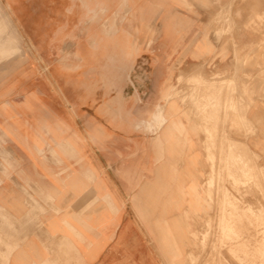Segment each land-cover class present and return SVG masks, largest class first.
I'll return each instance as SVG.
<instances>
[{
  "label": "crops",
  "instance_id": "crops-1",
  "mask_svg": "<svg viewBox=\"0 0 264 264\" xmlns=\"http://www.w3.org/2000/svg\"><path fill=\"white\" fill-rule=\"evenodd\" d=\"M26 9L0 0V53H11L0 55V264H186L188 209L170 207L166 188L187 136L159 89L194 23L168 17L157 38L115 32L107 52L99 16L91 65L83 37L61 62Z\"/></svg>",
  "mask_w": 264,
  "mask_h": 264
},
{
  "label": "rangeland",
  "instance_id": "rangeland-1",
  "mask_svg": "<svg viewBox=\"0 0 264 264\" xmlns=\"http://www.w3.org/2000/svg\"><path fill=\"white\" fill-rule=\"evenodd\" d=\"M26 1L28 26L42 34L43 45L58 43L61 62L67 46L78 48L83 37L87 62L98 64L99 16L102 29L111 24L107 52L115 32L157 38L168 31V17L194 23L159 89L171 97L170 128H177L176 113L188 137L186 151L171 152L166 188L170 207L188 209L186 264H264V0ZM114 58L106 57L108 69ZM161 110L156 128L166 119Z\"/></svg>",
  "mask_w": 264,
  "mask_h": 264
},
{
  "label": "bare ground",
  "instance_id": "bare-ground-1",
  "mask_svg": "<svg viewBox=\"0 0 264 264\" xmlns=\"http://www.w3.org/2000/svg\"><path fill=\"white\" fill-rule=\"evenodd\" d=\"M134 1V0H133ZM107 3V2H106ZM124 10V9H123ZM127 11V10H126ZM101 12V11H100ZM7 13V12H6ZM114 14H115V12H114ZM8 15V14H7ZM117 15V14H116ZM122 16V15H121ZM7 16H5L4 18H6ZM124 18V17H123ZM9 19V18H8ZM7 20V19H6ZM91 20H93V19H91ZM125 20V19H124ZM8 22V21H7ZM89 22V21H88ZM122 23V22H121ZM9 25V24H8ZM110 21H107L106 22V24L105 25H103V26H105V28H109L110 27ZM11 26V25H10ZM102 26V27H103ZM11 29H12V27H11ZM168 29V28H167ZM4 30V29H3ZM16 30H13V32H15ZM9 32V31H8ZM124 32V31H123ZM128 32V31H127ZM7 35V34H6ZM14 35V34H13ZM1 36V35H0ZM18 36V35H17ZM19 38V37H18ZM1 39V38H0ZM6 40H8V39H6ZM17 40V39H16ZM11 42V41H10ZM14 42V41H13ZM12 45V44H11ZM19 46V45H18ZM139 47V46H138ZM23 51V50H22ZM14 52V51H13ZM1 53H3L2 55H1ZM0 53V55H1V57H6V56H8V54H11L10 52H5V51H3V52H1ZM23 53V52H22ZM12 56V55H11ZM15 57V56H14ZM161 58V57H160ZM6 59H7V57H6ZM194 72V71H193ZM180 73V72H179ZM192 73V72H191ZM193 74V73H192ZM187 75V74H186ZM194 75H198L199 76V74H194ZM179 76V75H178ZM177 76V77H178ZM180 76H181V74H180ZM189 76H193V75H190L189 74ZM193 78V77H192ZM196 80L195 81H198L199 82V78H197V76H196V78H195ZM198 79V80H197ZM201 79V78H200ZM224 79V78H223ZM178 80H181V78L180 79H178ZM190 81H191V77H190V79H189ZM192 80H194V78L192 79ZM202 80V79H201ZM192 82V81H191ZM194 82V81H193ZM224 82V81H223ZM194 83H196V82H194ZM221 85V84H220ZM220 91V90H219ZM209 93V92H208ZM219 98V97H218ZM212 99V98H211ZM221 100V99H220ZM212 102V101H211ZM220 104V103H219ZM213 116V115H212ZM210 118V117H209ZM211 118H213V117H211ZM213 121V120H212ZM208 131V130H207ZM84 138V137H83ZM210 142V141H209ZM209 142H207V143H209ZM210 147V146H209ZM211 153V152H210ZM212 154V156L211 157H213V152L211 153ZM215 154V153H214ZM216 155V154H215ZM214 155V156H215ZM211 157L209 158V159H211ZM213 159V158H212ZM217 160V159H216ZM213 162H215V161H213ZM217 163V162H216ZM214 165H215V163H214ZM263 188V187H262ZM249 250V249H248ZM208 254V253H207ZM202 259V258H201Z\"/></svg>",
  "mask_w": 264,
  "mask_h": 264
}]
</instances>
